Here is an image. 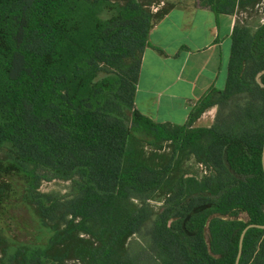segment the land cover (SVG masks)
<instances>
[{
    "label": "trees",
    "instance_id": "trees-1",
    "mask_svg": "<svg viewBox=\"0 0 264 264\" xmlns=\"http://www.w3.org/2000/svg\"><path fill=\"white\" fill-rule=\"evenodd\" d=\"M263 1L197 0L236 14L227 79L172 124L135 96L174 2L0 0V264H235L243 228L264 223ZM51 180L66 192L42 191ZM22 207L26 240L12 232ZM239 264H264V228Z\"/></svg>",
    "mask_w": 264,
    "mask_h": 264
},
{
    "label": "crops",
    "instance_id": "crops-1",
    "mask_svg": "<svg viewBox=\"0 0 264 264\" xmlns=\"http://www.w3.org/2000/svg\"><path fill=\"white\" fill-rule=\"evenodd\" d=\"M174 3L150 30L135 104L155 121L185 124L211 89L225 86L236 14H217L197 0ZM216 111L197 120L209 114L213 121Z\"/></svg>",
    "mask_w": 264,
    "mask_h": 264
},
{
    "label": "rangeland",
    "instance_id": "rangeland-1",
    "mask_svg": "<svg viewBox=\"0 0 264 264\" xmlns=\"http://www.w3.org/2000/svg\"><path fill=\"white\" fill-rule=\"evenodd\" d=\"M166 2H178L180 0H164ZM182 1V0H181ZM211 110V109H209ZM201 118V117H200ZM212 123L211 116L208 114L206 117H202L201 120L196 121V125H210ZM68 182L63 180H51L42 182L40 189L42 191H57L60 193L66 192ZM12 232L17 239L26 240L36 233V224L25 208H17L12 210ZM68 264H79L77 261H69Z\"/></svg>",
    "mask_w": 264,
    "mask_h": 264
},
{
    "label": "water",
    "instance_id": "water-1",
    "mask_svg": "<svg viewBox=\"0 0 264 264\" xmlns=\"http://www.w3.org/2000/svg\"><path fill=\"white\" fill-rule=\"evenodd\" d=\"M263 72H264V70L258 72L256 75V79L260 83V85L264 87V82H262L261 78H260V76ZM262 161H263V166H264V144H263V151H262ZM256 226L264 228V223L263 224L249 223L243 228V230L240 234V238H239V249H238L236 259H235V264H239V262H240V258H241L242 251H243L244 237H245L247 230L251 227H256Z\"/></svg>",
    "mask_w": 264,
    "mask_h": 264
},
{
    "label": "built area",
    "instance_id": "built-area-1",
    "mask_svg": "<svg viewBox=\"0 0 264 264\" xmlns=\"http://www.w3.org/2000/svg\"><path fill=\"white\" fill-rule=\"evenodd\" d=\"M257 7H259V11L261 13V22H264V1L261 2L260 4L257 5ZM155 9H157V7H155Z\"/></svg>",
    "mask_w": 264,
    "mask_h": 264
},
{
    "label": "bare ground",
    "instance_id": "bare-ground-1",
    "mask_svg": "<svg viewBox=\"0 0 264 264\" xmlns=\"http://www.w3.org/2000/svg\"><path fill=\"white\" fill-rule=\"evenodd\" d=\"M202 167V166H201Z\"/></svg>",
    "mask_w": 264,
    "mask_h": 264
}]
</instances>
